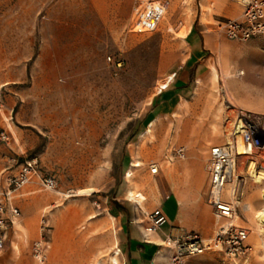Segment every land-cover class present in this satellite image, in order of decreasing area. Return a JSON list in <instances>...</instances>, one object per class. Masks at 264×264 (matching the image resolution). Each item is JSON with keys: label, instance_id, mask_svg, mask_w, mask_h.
Segmentation results:
<instances>
[{"label": "rangeland", "instance_id": "rangeland-1", "mask_svg": "<svg viewBox=\"0 0 264 264\" xmlns=\"http://www.w3.org/2000/svg\"><path fill=\"white\" fill-rule=\"evenodd\" d=\"M199 10V0H146L140 8L136 0H0V198L26 160L57 183L44 191L34 181L37 189L15 193L19 215L7 219L0 264H14L18 251L31 256L23 264H38V241L46 264H112L118 227L154 206L167 180L180 183L176 165L189 150L207 156L226 145L240 112L260 118L264 143V97L243 91L233 58L212 63L190 98L146 127L156 93L185 59L186 27ZM259 172L264 148L237 159L223 192L235 206L228 222L247 230L249 250L180 256L173 247L172 264H264Z\"/></svg>", "mask_w": 264, "mask_h": 264}, {"label": "crops", "instance_id": "crops-1", "mask_svg": "<svg viewBox=\"0 0 264 264\" xmlns=\"http://www.w3.org/2000/svg\"><path fill=\"white\" fill-rule=\"evenodd\" d=\"M199 6V13L186 27L185 59L178 72L171 75L167 86L156 93L154 104L145 117L146 127L152 120L173 109L171 106L175 107L181 100L190 98L195 93L196 84L219 58L235 59L243 91H252L264 97V36L236 42L226 38L214 26L215 23L238 18L243 9L240 0H199ZM234 50L236 53L231 54ZM187 155L185 162L176 165L182 174L180 183L173 187L167 180V189L154 206L130 215L118 227L117 257L120 264H172L173 241L181 240L192 232L202 240H210L221 226L227 224L228 220L216 216L206 200L209 188L208 155H200L193 150H189ZM32 183L18 194L31 186L37 189L38 186ZM155 209L161 210L165 222L156 230L148 231L146 229L151 225L149 215ZM13 260L14 264L32 261L29 253L19 251Z\"/></svg>", "mask_w": 264, "mask_h": 264}, {"label": "built area", "instance_id": "built-area-1", "mask_svg": "<svg viewBox=\"0 0 264 264\" xmlns=\"http://www.w3.org/2000/svg\"><path fill=\"white\" fill-rule=\"evenodd\" d=\"M144 2L146 0H136L138 8ZM240 2L243 6L241 15L219 23V31L226 38L235 41H248L264 36V0H240ZM259 119L251 113H238L230 130L229 142L226 145H213L209 148L207 160L209 188L206 200L218 217L231 220L235 214L234 204L224 199L223 192L227 181L233 176L237 159L251 155L254 150L264 148V143L258 135ZM177 153L182 157L183 148H179ZM149 169L152 174L158 173L156 164H151ZM34 181H37L39 189L44 191L54 190L57 185L53 176L41 175L35 159L24 161L17 173L7 178V188L1 192L0 198V251L4 245L7 219L12 221L19 215L17 207L12 204V198L16 192ZM5 211H9V216L4 215ZM149 218L151 225L146 229L148 231L156 230L165 222L160 209L153 210ZM247 236L246 229L227 222L208 242L190 233L181 240L173 241V246L180 256L201 254L205 250L216 249L234 258L249 250L245 243ZM33 257L38 264H46L45 246L42 241L34 244ZM177 258L174 257L172 260L175 262Z\"/></svg>", "mask_w": 264, "mask_h": 264}, {"label": "bare ground", "instance_id": "bare-ground-1", "mask_svg": "<svg viewBox=\"0 0 264 264\" xmlns=\"http://www.w3.org/2000/svg\"><path fill=\"white\" fill-rule=\"evenodd\" d=\"M61 106H62V105H61ZM59 108H60V107H59ZM154 121H155V120H152V121L149 123L148 130H149L150 128L153 127ZM138 166H139V162L135 161V162L132 163V167H131V168H133V167H138ZM131 168L128 169V170L126 171V174H125V177H126V178H130V177H131V175H132V170H131ZM259 177L264 178V172H259L256 178H259ZM92 192H93V189H91V188H90V189H83V190L81 189V190L79 191V194H84V193H90V194H91ZM135 197H140L142 200L145 199V198L143 197V195H141L140 193L136 194ZM256 218L258 219V221L264 223V206H261L260 209H258V210L256 211ZM116 254H117V251L115 252V255H113V256L111 257V263H112V264H119V260H118V258H117V256H116Z\"/></svg>", "mask_w": 264, "mask_h": 264}]
</instances>
